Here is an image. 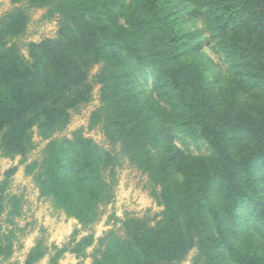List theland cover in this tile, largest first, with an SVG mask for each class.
<instances>
[{"label": "trees", "instance_id": "obj_1", "mask_svg": "<svg viewBox=\"0 0 264 264\" xmlns=\"http://www.w3.org/2000/svg\"><path fill=\"white\" fill-rule=\"evenodd\" d=\"M26 1L28 7L13 0L22 5L0 17L3 155L25 163L36 148L35 129L49 140L27 170L40 195L83 226L114 199L123 158L148 174L163 206L155 224L130 217L122 236L101 237L94 264H180L193 248L206 264H264V0ZM30 7L47 8L58 31L20 44ZM198 22L205 33L189 28ZM204 34L207 40H200ZM207 46L225 55L224 86L208 78ZM135 61L153 65L155 90L169 110L138 90ZM97 85L100 105L90 125L119 147L103 149L82 127L55 137ZM175 130L199 131L210 156L176 148ZM17 170L9 168L0 183V219L8 202L10 214L21 212L16 195L7 193ZM1 229L0 222V255L9 257L14 229ZM78 233L62 246L38 243L25 264L46 255L60 264L65 253L81 254L94 234L77 240Z\"/></svg>", "mask_w": 264, "mask_h": 264}, {"label": "rangeland", "instance_id": "obj_2", "mask_svg": "<svg viewBox=\"0 0 264 264\" xmlns=\"http://www.w3.org/2000/svg\"><path fill=\"white\" fill-rule=\"evenodd\" d=\"M22 4L28 7L26 0ZM22 4L14 3L13 0H0V17ZM28 11L31 20L27 33L18 40L20 44L31 40L39 41L44 37H53L57 34L58 21L49 15L47 8L30 7ZM188 26L191 30L199 29L201 33H205L200 22L197 23V28L192 23H189ZM200 40H207V35L204 34ZM22 48L26 53L25 47L22 46ZM204 50L212 60L211 68L209 67L207 70L209 80L215 86H224L226 79L223 76L228 70L224 53L208 46ZM131 66L134 71L135 85L139 91L143 92L142 95L149 96L150 99H159L160 104L169 110L171 104L160 99L155 90L157 72L153 65L147 62L141 66L135 61L131 63ZM96 71L97 67L93 73ZM99 88L100 85L95 87L92 100L79 110L74 111L70 123L63 130L56 132L55 137H70L76 129L82 127L84 135L92 138L103 149L119 147L118 144L114 145L109 142L100 128H92L90 125L91 111L100 105ZM248 95L250 94L245 92L242 97L246 98ZM172 137L175 147L185 154L202 157H209L211 154L206 140L200 135L199 131L186 136L175 130ZM34 139L36 148L27 156L25 163H21V156H4L0 149V183L4 180L5 172L9 168L18 166V170L10 179L7 193L16 195L21 206L20 214H10L11 204L7 200L8 206L1 215V230L14 229V235L12 236L14 250L9 257L0 255V264H25L30 251L38 243L43 248L51 245L62 246L70 240L76 231L79 232L77 240L83 236L94 234L93 245L86 247L81 254L65 253L59 259V263L94 264L93 250L95 245L98 244V240L110 231L122 236L124 223L128 218H147L151 221V224H155L154 222L161 218L160 214L163 211V206L159 205L157 199L151 194L153 183L150 181L148 174L141 173L127 159L123 158L116 169L114 199L111 203L101 206L103 213L98 220L83 226L77 218L68 216L48 198L40 195L33 174H30L27 170V164L41 158L42 150L49 140L43 139L36 129L34 130ZM206 259L205 254H200L197 248H193L180 264H195V262L196 264H206ZM49 260V255H46L35 260L34 264H50Z\"/></svg>", "mask_w": 264, "mask_h": 264}]
</instances>
